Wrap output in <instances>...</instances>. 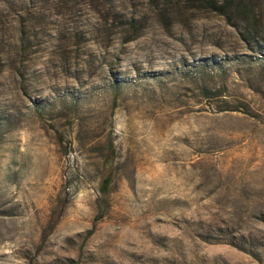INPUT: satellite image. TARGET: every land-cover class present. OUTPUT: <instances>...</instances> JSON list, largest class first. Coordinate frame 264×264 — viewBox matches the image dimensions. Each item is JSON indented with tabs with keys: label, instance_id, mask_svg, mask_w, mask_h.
I'll return each mask as SVG.
<instances>
[{
	"label": "rangeland",
	"instance_id": "1",
	"mask_svg": "<svg viewBox=\"0 0 264 264\" xmlns=\"http://www.w3.org/2000/svg\"><path fill=\"white\" fill-rule=\"evenodd\" d=\"M168 18L0 0V264H264V48Z\"/></svg>",
	"mask_w": 264,
	"mask_h": 264
},
{
	"label": "trees",
	"instance_id": "2",
	"mask_svg": "<svg viewBox=\"0 0 264 264\" xmlns=\"http://www.w3.org/2000/svg\"><path fill=\"white\" fill-rule=\"evenodd\" d=\"M28 1L32 2V0ZM145 6L155 12L166 29H168L170 25V19L168 18L170 12H172L174 8L180 6L186 9L213 12L225 17L229 22L232 20V15L235 14L244 19L243 21L248 25V28H246L248 38L253 41L255 47L259 50L264 48V39L260 32L261 18L256 11L255 0H145ZM32 7L34 6H30L29 9L31 8L32 10ZM110 10V14L114 19L118 18V21H122V16L118 12H115L113 7H111ZM231 23L237 25L234 22ZM122 24L125 25L124 27L131 33V37L128 38V41L138 37L140 30L138 24H140V21L137 20V18L130 17L126 19L125 22H122ZM20 34L21 41L23 42V34H25L23 26L20 29ZM110 179L111 178L108 176L103 180L101 185V190L103 192L108 189Z\"/></svg>",
	"mask_w": 264,
	"mask_h": 264
}]
</instances>
